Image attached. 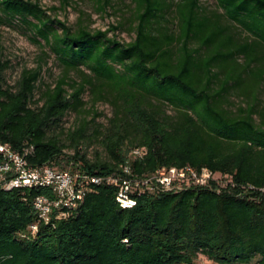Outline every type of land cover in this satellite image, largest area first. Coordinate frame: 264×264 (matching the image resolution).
<instances>
[{"label": "trees", "instance_id": "1", "mask_svg": "<svg viewBox=\"0 0 264 264\" xmlns=\"http://www.w3.org/2000/svg\"><path fill=\"white\" fill-rule=\"evenodd\" d=\"M89 1L116 24L92 30L79 10L70 26L36 1L0 0V26L24 29L40 48L39 65L13 84L0 61V143L32 146L33 168L118 175L128 165L147 178L189 167L214 178L143 186L130 208L116 187L90 185L67 217L34 236L31 202L48 191L0 188V264H193L198 255L264 264V0ZM51 56L61 74L41 85ZM97 105L110 108L105 125ZM93 143L102 152L89 159Z\"/></svg>", "mask_w": 264, "mask_h": 264}, {"label": "built area", "instance_id": "2", "mask_svg": "<svg viewBox=\"0 0 264 264\" xmlns=\"http://www.w3.org/2000/svg\"><path fill=\"white\" fill-rule=\"evenodd\" d=\"M33 151L32 146H23L22 151L13 149L8 144L0 143V188L3 190L20 188H44L49 195H38L32 202L35 222L29 226L34 236L41 224H47L51 217L65 218L83 200L90 185L107 184L117 188L116 201L122 208L135 205L131 195L143 186L153 184L170 191L181 185H203L214 178L206 169L196 174L191 168H161L150 177L137 178L131 175L128 165L121 168L118 175H91L84 171L56 169L50 166L33 168L27 160ZM142 150L136 149L132 157H141ZM150 187V186H149ZM153 188V187H150ZM264 192V189L261 190Z\"/></svg>", "mask_w": 264, "mask_h": 264}, {"label": "rangeland", "instance_id": "3", "mask_svg": "<svg viewBox=\"0 0 264 264\" xmlns=\"http://www.w3.org/2000/svg\"><path fill=\"white\" fill-rule=\"evenodd\" d=\"M38 2L44 9L49 10L48 15L65 21L68 25L74 26L78 18V11H83L90 16V29L107 30L111 25L117 22V16H103L96 14L89 0H69L68 7H61L62 0H32ZM203 4L213 6V0H203ZM117 40L120 42H129L131 36L125 32H117ZM111 37V34H108ZM0 61L8 62L9 68L5 71L4 77L9 84H13L19 77L23 69H35L39 65L40 48L31 41V35L19 27L0 26ZM42 70L40 84H53L61 74V68L54 58L48 57L45 63L41 62ZM97 110L103 112L104 116L98 121L106 124V118L110 117V108L106 105H97ZM74 116L68 115L64 121V127L69 128L73 125ZM86 155L89 159L94 157L95 153H100L99 144L93 143L88 145ZM256 259L250 264H256ZM193 264H214L201 255L194 260Z\"/></svg>", "mask_w": 264, "mask_h": 264}]
</instances>
